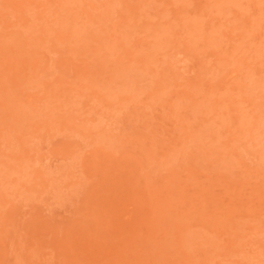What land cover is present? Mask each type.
<instances>
[{
  "label": "rangeland",
  "instance_id": "374dc122",
  "mask_svg": "<svg viewBox=\"0 0 264 264\" xmlns=\"http://www.w3.org/2000/svg\"><path fill=\"white\" fill-rule=\"evenodd\" d=\"M0 264H264V0H0Z\"/></svg>",
  "mask_w": 264,
  "mask_h": 264
}]
</instances>
